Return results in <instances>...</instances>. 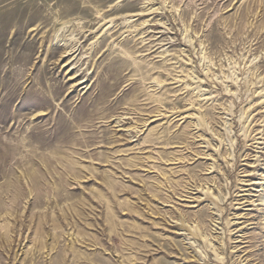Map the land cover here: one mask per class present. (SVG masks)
Returning <instances> with one entry per match:
<instances>
[{
    "label": "rangeland",
    "instance_id": "rangeland-1",
    "mask_svg": "<svg viewBox=\"0 0 264 264\" xmlns=\"http://www.w3.org/2000/svg\"><path fill=\"white\" fill-rule=\"evenodd\" d=\"M0 264H264V0H0Z\"/></svg>",
    "mask_w": 264,
    "mask_h": 264
},
{
    "label": "bare ground",
    "instance_id": "bare-ground-1",
    "mask_svg": "<svg viewBox=\"0 0 264 264\" xmlns=\"http://www.w3.org/2000/svg\"><path fill=\"white\" fill-rule=\"evenodd\" d=\"M67 50H68V48H67ZM69 52H70V51H69ZM69 52H68V53H69ZM34 179H35V178H34Z\"/></svg>",
    "mask_w": 264,
    "mask_h": 264
}]
</instances>
